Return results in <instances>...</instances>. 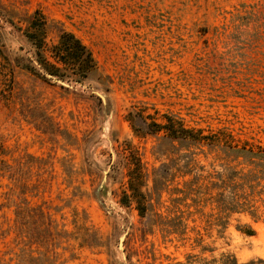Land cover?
<instances>
[{
	"label": "rangeland",
	"instance_id": "1",
	"mask_svg": "<svg viewBox=\"0 0 264 264\" xmlns=\"http://www.w3.org/2000/svg\"><path fill=\"white\" fill-rule=\"evenodd\" d=\"M37 9L83 82L27 69ZM0 33V264H264V159L228 146L264 149V0H0ZM139 108L221 140L137 135Z\"/></svg>",
	"mask_w": 264,
	"mask_h": 264
},
{
	"label": "trees",
	"instance_id": "2",
	"mask_svg": "<svg viewBox=\"0 0 264 264\" xmlns=\"http://www.w3.org/2000/svg\"><path fill=\"white\" fill-rule=\"evenodd\" d=\"M49 19L40 10L37 9L30 20L31 31L27 32L28 38L36 47L37 62L39 67L27 66L33 74L42 76L44 78H61L69 79L76 82H83L87 79L90 73L96 68V59L93 51L72 31L62 28L58 32V41L55 44L49 45L47 42V34L49 27ZM7 57L3 50L2 38L0 33V66L6 67ZM158 114L159 112L156 111ZM128 121H130L133 130L137 135L142 133V129L136 127V119L140 118L147 127L146 133H161L164 132L166 136L173 139L190 140L195 143H219L221 138L215 135L204 134L202 129L188 128L184 125L183 120L178 116L164 113L161 114V120L154 117L146 109L139 108L131 110L127 114ZM144 132V131H143ZM228 145V144H226ZM234 150L249 151L254 155L260 156L264 159V149L254 151L245 146H231ZM243 149V150H241ZM131 161L134 165L133 174L135 181L131 180L132 189L134 185L137 187L141 184L142 178V160L137 150L130 147ZM134 192V190H133ZM141 197L144 194L140 191ZM145 207L142 206V210ZM247 234L253 235L254 232L245 231Z\"/></svg>",
	"mask_w": 264,
	"mask_h": 264
}]
</instances>
